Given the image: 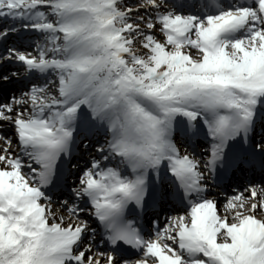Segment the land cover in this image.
Masks as SVG:
<instances>
[{"label": "snow or ice", "instance_id": "1", "mask_svg": "<svg viewBox=\"0 0 264 264\" xmlns=\"http://www.w3.org/2000/svg\"><path fill=\"white\" fill-rule=\"evenodd\" d=\"M10 39L0 264H264V0H0Z\"/></svg>", "mask_w": 264, "mask_h": 264}]
</instances>
